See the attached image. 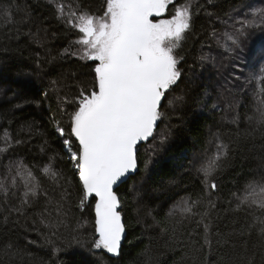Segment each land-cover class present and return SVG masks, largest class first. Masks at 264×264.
Wrapping results in <instances>:
<instances>
[{"label":"trees","instance_id":"16d2710c","mask_svg":"<svg viewBox=\"0 0 264 264\" xmlns=\"http://www.w3.org/2000/svg\"><path fill=\"white\" fill-rule=\"evenodd\" d=\"M181 2L174 0L177 6ZM57 3L68 0H0V149L6 147L5 131L11 141L0 154V180L10 161H22L47 193L32 200L23 214L12 211L25 191L20 177L11 190L15 196L10 192L5 203L0 194V264H248L249 258L252 264H264V237L257 228L243 231L253 215L264 216V209H237L233 201V193L249 182L264 184L259 111L264 108V26L247 29L234 52L210 37L213 30H231L230 15L264 8V0H190L192 28L175 50L182 57L181 78L163 101L167 118L158 121L156 130L164 139L157 136L147 152H138V173L117 191L126 230L118 257L92 249L96 201L79 206L78 170L64 144L71 140L75 151L78 142L69 134L66 114L75 105L68 101L92 85L95 62L72 55L76 45L64 53L77 34L57 18ZM78 3L96 16L105 10V0ZM172 10L170 5L161 18ZM225 84L231 92L224 90ZM212 102L219 107L210 109ZM219 143L228 145V155L209 177L216 184L212 189L198 169ZM50 158L65 178L59 184L40 175ZM61 186L67 188L63 200ZM189 197L199 199V211L208 213L203 223L209 224L210 252L199 216H168Z\"/></svg>","mask_w":264,"mask_h":264},{"label":"snow or ice","instance_id":"6c2138e0","mask_svg":"<svg viewBox=\"0 0 264 264\" xmlns=\"http://www.w3.org/2000/svg\"><path fill=\"white\" fill-rule=\"evenodd\" d=\"M170 5L173 9L170 15L161 18L169 12ZM55 8L57 18L77 34V39L63 50L64 53L76 45L77 51L72 55L95 62L94 82L90 87L82 88L76 100L68 101L74 103L75 107L72 112L66 113L69 134L78 142L75 151H71L72 141L64 140L70 149V159L75 162L74 168L78 170L79 206L83 207L89 198L95 199L92 249L106 250L119 256L125 224L119 210L121 200L114 187L137 171L139 151L147 152L152 147L151 140L157 136L161 137V141L164 139L163 133L156 132L157 122L167 118L161 111L162 102L181 78L178 64L182 57L175 50L190 33L194 12L190 0H182L179 6L174 0H105V10L99 16L81 8L78 0H68L67 4L57 3ZM229 20L230 31L217 33L213 30L210 37L225 51L234 52L240 48L247 29L264 26V8L251 9L239 17L230 15ZM207 59L201 57V60ZM261 71L264 72V69ZM260 78L253 76L256 80ZM224 90L231 92L227 84ZM204 96L206 100H211L207 91ZM177 100L182 101L183 97H177ZM261 103L264 104V101ZM218 107L215 102L210 104L212 110ZM259 111L264 121V108ZM59 131L63 135V130ZM3 140L6 147L0 149V154L11 145L6 131ZM227 155L228 145L219 143L216 151L198 169L203 173L208 187L216 188L209 177L221 167L218 162ZM52 159L39 172L41 176L59 184L65 178L53 167ZM149 163L150 160L145 161V169ZM5 169V179L0 180V194L5 203L10 192L13 196L16 194L11 191L16 187V177L21 178L25 189L19 205L13 207L12 211L23 214L32 200L39 195L47 196L38 177L22 161H10ZM67 183L69 181L65 180ZM61 187L63 200L67 188ZM233 201L237 209H250L254 205L264 209V184L249 182L241 191L233 193ZM199 206V199L185 198L168 216L179 215L183 219L199 216V223L204 227V245L210 252L212 241L209 238V224L203 223L209 219L208 213L199 211ZM208 207H214V204L209 202ZM183 219L177 223H182ZM254 228L264 237V216L253 215L243 231L251 232ZM10 248L9 245L5 249L6 254ZM248 264H252L251 258Z\"/></svg>","mask_w":264,"mask_h":264},{"label":"water","instance_id":"95a60500","mask_svg":"<svg viewBox=\"0 0 264 264\" xmlns=\"http://www.w3.org/2000/svg\"><path fill=\"white\" fill-rule=\"evenodd\" d=\"M162 104H163V102H162ZM157 129H158V122H157ZM157 129H156V130H157ZM138 147H140V145H138ZM137 173H138V168H137V171H136L135 173L130 174L129 178H127V179L125 180V182L120 183V184H118L117 186H115V187H114V190L117 192L118 189H119L123 184H125V183H126L131 177H134ZM117 195H118V194H117ZM118 197H119V196H118ZM91 200H93V199H92V198H89V199H88L89 202H90ZM119 210L122 211V208L120 207ZM122 220H123V219H122ZM123 223H124V221H123ZM125 239H126V232L124 233V236H123L122 241H121V248H122V245H123ZM110 255H111L112 257H117L116 255L111 254V253H110Z\"/></svg>","mask_w":264,"mask_h":264},{"label":"bare ground","instance_id":"6f19581e","mask_svg":"<svg viewBox=\"0 0 264 264\" xmlns=\"http://www.w3.org/2000/svg\"><path fill=\"white\" fill-rule=\"evenodd\" d=\"M92 201V200H91ZM122 215V214H121ZM122 219H123V216H122ZM123 221H124V219H123ZM125 232H126V230H125ZM124 244V243H123ZM122 249V248H121ZM121 252V251H120ZM118 257V256H117Z\"/></svg>","mask_w":264,"mask_h":264}]
</instances>
